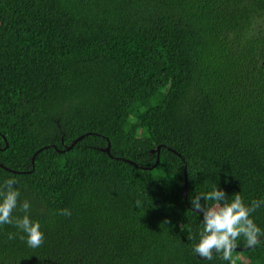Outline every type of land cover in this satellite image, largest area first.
<instances>
[{
	"label": "trees",
	"instance_id": "16d2710c",
	"mask_svg": "<svg viewBox=\"0 0 264 264\" xmlns=\"http://www.w3.org/2000/svg\"><path fill=\"white\" fill-rule=\"evenodd\" d=\"M0 164L45 235L0 225V264H229L191 198L264 200V0H0Z\"/></svg>",
	"mask_w": 264,
	"mask_h": 264
},
{
	"label": "clouds",
	"instance_id": "9594fccd",
	"mask_svg": "<svg viewBox=\"0 0 264 264\" xmlns=\"http://www.w3.org/2000/svg\"><path fill=\"white\" fill-rule=\"evenodd\" d=\"M17 183L16 177H10L0 184V225L14 224L24 233L20 239H26L29 247L38 248L44 243L45 235L40 222L33 221L27 214L30 209L27 200L19 205L25 215L22 218L13 217L21 195L19 188L16 187ZM227 196L224 189L213 186L211 191L198 193L191 198L192 209L203 216L199 240L192 251L208 260L213 259L214 253L220 254V258L229 261V264H238L241 257L234 253L240 238L243 237L248 247H254L261 243V237H264V231L253 218V213L264 205V200H252L251 203H246L239 194L234 195L231 201ZM140 203V201L136 202L137 207ZM60 214L71 215V212L62 209ZM8 238L15 239L16 234L10 233ZM188 238L194 239L191 235Z\"/></svg>",
	"mask_w": 264,
	"mask_h": 264
},
{
	"label": "water",
	"instance_id": "95a60500",
	"mask_svg": "<svg viewBox=\"0 0 264 264\" xmlns=\"http://www.w3.org/2000/svg\"><path fill=\"white\" fill-rule=\"evenodd\" d=\"M82 136H80V137H78L77 139H75L73 142H72V144L70 145V146H67L66 147V149L67 150H69V149H71L74 145H75V143L77 142V140L79 139V138H81ZM5 138V137H4ZM5 140H6V148H8L9 147V143H8V141H7V139L5 138ZM103 151H105V152H108L109 154H110V156H113L112 154H111V143L109 142L108 143V146L106 147V148H103ZM152 153H157V161H156V163L155 164H153L152 166H150V167H143V168H146V169H153V168H155L158 164H159V161H160V152H161V145H159V146H157L156 148H153L152 150ZM174 152L176 153V154H178L184 161H185V159H184V157L180 154V153H178L177 151H175L174 150ZM38 154V151L33 155V162H34V159H35V156ZM128 160V159H127ZM128 161H130V160H128ZM130 162H132V161H130ZM132 163H134V162H132ZM135 164V163H134ZM186 164V163H185ZM0 165H2V166H4L3 164H0ZM5 167V166H4ZM7 168V167H6ZM184 196H185V199H186V202H187V204L189 205V202H188V176H187V168L185 169V189H184ZM249 248H251V247H248V246H246V247H237V250H246V249H249Z\"/></svg>",
	"mask_w": 264,
	"mask_h": 264
}]
</instances>
